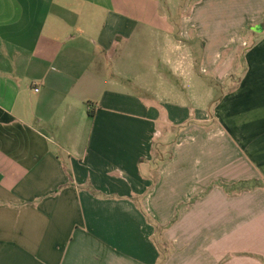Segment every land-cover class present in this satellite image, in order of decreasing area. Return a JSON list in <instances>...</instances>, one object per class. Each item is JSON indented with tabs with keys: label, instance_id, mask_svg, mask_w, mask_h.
Here are the masks:
<instances>
[{
	"label": "crops",
	"instance_id": "obj_1",
	"mask_svg": "<svg viewBox=\"0 0 264 264\" xmlns=\"http://www.w3.org/2000/svg\"><path fill=\"white\" fill-rule=\"evenodd\" d=\"M164 3L0 0V264H264V0Z\"/></svg>",
	"mask_w": 264,
	"mask_h": 264
},
{
	"label": "rangeland",
	"instance_id": "obj_2",
	"mask_svg": "<svg viewBox=\"0 0 264 264\" xmlns=\"http://www.w3.org/2000/svg\"><path fill=\"white\" fill-rule=\"evenodd\" d=\"M189 1L190 0H165V3H164V5H165V7H167V8H171V9H173L174 11H176V14H178V12H180L179 14H182L181 12H183V14H184V10H185V8L186 9H188V8H190V6H191V3L189 4ZM185 17V16H184ZM179 19H181V17H179ZM260 26H264V22H262L261 24H260ZM251 34H255L254 32H252L251 30H250V28L249 29H247L246 30V33H245V35H246V37L247 36H249V35H251ZM256 37L258 38V37H264V32L263 33H261V34H257L256 35ZM246 47H249L250 46V42H248V44H246L245 45ZM244 53V49H242L241 51H240V54H243ZM247 69H248V66H247ZM247 69H246V71H247ZM238 78H240L238 81H237V87H236V85H234V86H232V87H229L228 88V91H232L235 87H236V89H238V88H240V86H241V82H242V78L243 77H239V76H237ZM236 81H233V83H235ZM220 104V102H217L216 104H215V106H213V108H215L216 106H218ZM244 185V186H243ZM259 188H261V186H260V184L258 183V182H256V181H250V182H247V183H241V184H239V185H237V186H235L233 189L235 190H239V191H251V190H256V189H259Z\"/></svg>",
	"mask_w": 264,
	"mask_h": 264
},
{
	"label": "trees",
	"instance_id": "obj_3",
	"mask_svg": "<svg viewBox=\"0 0 264 264\" xmlns=\"http://www.w3.org/2000/svg\"><path fill=\"white\" fill-rule=\"evenodd\" d=\"M260 28H261V29H263V28H264V26H260ZM243 186H244V185H243Z\"/></svg>",
	"mask_w": 264,
	"mask_h": 264
},
{
	"label": "built area",
	"instance_id": "obj_4",
	"mask_svg": "<svg viewBox=\"0 0 264 264\" xmlns=\"http://www.w3.org/2000/svg\"><path fill=\"white\" fill-rule=\"evenodd\" d=\"M36 92H39V90H38V89H36Z\"/></svg>",
	"mask_w": 264,
	"mask_h": 264
},
{
	"label": "water",
	"instance_id": "obj_5",
	"mask_svg": "<svg viewBox=\"0 0 264 264\" xmlns=\"http://www.w3.org/2000/svg\"><path fill=\"white\" fill-rule=\"evenodd\" d=\"M254 30H257V29H254Z\"/></svg>",
	"mask_w": 264,
	"mask_h": 264
}]
</instances>
